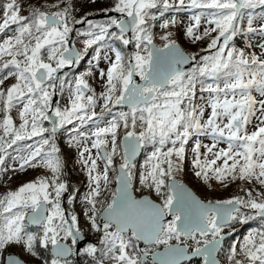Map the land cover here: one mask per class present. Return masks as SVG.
<instances>
[{"label":"snow or ice","instance_id":"obj_1","mask_svg":"<svg viewBox=\"0 0 264 264\" xmlns=\"http://www.w3.org/2000/svg\"><path fill=\"white\" fill-rule=\"evenodd\" d=\"M51 7L57 10L34 7L21 15L19 0L0 4V86L15 81L0 87V171H7L11 149L13 171L40 167L50 173L0 196V256L13 246L32 256L37 246H50V264H71L69 258L78 252L93 257L94 264H148L150 254L151 264H189L196 257L202 264H217L224 230L258 217L261 228L249 231L239 248L233 243L227 260L264 264V16L253 11L264 8V0H113L103 10L108 19L99 24L73 16L70 0ZM171 12L190 13L184 35L193 43L207 38L201 49L207 54H186L171 32L160 36L162 47L156 46L154 22ZM175 24L173 16L160 28ZM75 25L87 27L81 31ZM238 35L247 39L246 48L232 43ZM116 42L124 48L134 44L136 51L126 55ZM89 56L82 74L71 80L67 73L60 75ZM101 61L106 68L99 67ZM190 63L192 69L184 71ZM94 73L103 87L99 95L85 79ZM66 86L68 102L61 107L53 98ZM125 106L127 111H114ZM84 127L89 132L80 130ZM60 129L78 149L89 182L84 215L100 233L98 245L88 243L82 250L77 249L83 239L78 218L61 206L68 185L61 179L64 163L55 142ZM190 141L198 178L225 187L239 180L259 190L242 189L243 196L215 202L198 199L175 179ZM148 145L153 150L139 182L162 197L159 204L131 192L134 158ZM110 171L117 173V187L110 200H101L112 182ZM73 199L69 196L68 203ZM161 245L163 253L153 251ZM0 264L21 260L9 255Z\"/></svg>","mask_w":264,"mask_h":264},{"label":"rangeland","instance_id":"obj_2","mask_svg":"<svg viewBox=\"0 0 264 264\" xmlns=\"http://www.w3.org/2000/svg\"><path fill=\"white\" fill-rule=\"evenodd\" d=\"M31 1H32V3H35L37 6H38V1H42L41 9L43 11L50 12V11H56L57 10V9L51 7V5L57 3V0H31ZM107 1L110 2V0H95V3L91 2V0H70L71 5L73 6V8H72L73 16L79 17L80 15H82L85 12V10L87 8L98 7L100 4H102L103 2H107ZM66 2H68V0H66ZM259 8L260 7L253 10L254 15L256 17L264 16V10L259 9ZM153 11H156V10H153ZM196 11H199V10H196ZM165 15H167V17H165V19H171L173 16L176 17L175 26L170 25V27L167 29V32L172 33L171 38L173 40H175L176 43L179 44V46L188 55H192V54L205 55V54H207V53L201 51V49H204L207 46V42H208L207 38L205 40H201V41H197V42L193 43L191 40H189L184 35V30H185L186 26L189 24V18L188 17L190 15V13H188V12H179V13L171 12V13H165ZM89 16L90 15H88L87 18ZM80 18H82V17H80ZM80 18H78V19H80ZM93 22H95V21H93ZM160 23H159V25H160ZM85 26L87 27V25H85ZM159 27L153 33L154 34V43L158 47H162L163 41L160 39V36L165 32H162L163 29H161ZM81 29H83V28H81ZM83 30H85V29H83ZM83 30H81V31H83ZM202 30H203V22H202V26H201V31ZM7 34L11 35L12 33L9 32ZM213 35H215V33H213ZM239 37H242V39L244 40V43H242V44L244 45V48H246L248 41L243 36L238 35L236 38H234L232 43L235 44L238 48H243L236 41L237 38H239ZM2 38H3V34H0V39H2ZM253 42H255V41H253ZM119 45H120L119 42H116L115 46H117L118 48H121V45L120 46ZM132 45H134V44H132ZM76 47L82 49L83 45L80 43H76ZM122 47H124V46L122 45ZM134 48H135V46H134ZM247 50L258 51V49H247ZM123 51L125 52V50H123ZM135 51H136V49L134 50V52ZM193 51H198V52L193 53ZM91 52H92V50L90 49V53ZM89 59H91V56L86 58L85 68L83 69V72H85V70L88 69V67H89V64H88ZM99 67L100 68H106L107 65L103 61H101ZM78 72H79L78 74L83 73L82 70H80ZM85 79L88 81L90 86L95 90L96 94L99 95L100 92L103 90V87H102L100 79L98 78V74L94 73L93 76H87V77H85ZM14 82L15 81L13 79H9L8 81L5 82L4 86H0V87L10 86ZM207 83H211V81H209ZM200 95H201V93H199V91L197 90V96H200ZM202 95H204L206 97L207 93H204ZM67 102H68V96H66L65 98L63 97V98L58 99V104L61 107H64L67 104ZM196 102L198 104L203 103V101H200V100H197ZM120 110L127 111V109H118V108L114 109V111H120ZM96 111L99 113V111H100L99 107H97ZM11 113H12L11 114L12 117L14 118L15 122L18 125L19 124V118H18L17 111L15 109H13V111ZM206 116H207V113H206ZM206 116H205V118H206ZM44 126L51 128V125L48 122H45ZM68 127L70 128L71 126H68ZM60 130H62L63 133H61V135L59 137H57L59 133L55 135V137L57 138V140L55 139V142H56L57 147L60 149V156H61L62 161L64 163L63 169H65L67 172V174H66L67 179L69 178L70 174L75 176L77 179V181L74 184H71L69 181H66V180L61 178L68 185V191L63 194L62 199H65L64 197H66L65 202L67 204L69 196H74L72 203L78 205L77 207L73 206V208L75 207L74 208L75 212L82 215L84 225L91 229L90 223H89L87 217L84 215V212L86 211V208H87V205L84 202V197L86 196V194L89 191L88 177H87L86 171L83 169L82 165L78 162V149H77V147L69 144L68 132L64 129H60ZM80 130L83 132H86V133L89 132L88 127L81 128ZM248 130L249 131L253 130L251 125L249 126ZM121 131H123V130H121ZM73 135H74V133H73ZM200 139L202 140V143H205V144L210 143V140L206 137H201ZM29 143H30V141H29ZM191 143L192 142L190 141L189 145H186L187 159L185 160V162L182 166V170L175 173V179L178 180L179 182L185 183L187 186H189L190 189H192L200 198L201 197L205 198L206 196H209V195L213 196V194H215L216 200H218V199L222 200V199H225V197L230 196L232 191L234 190V184L236 183V181L235 182H228L227 186L225 187L224 184L216 181L215 179H209L207 182H205V180H203L202 178H198L195 175L194 169L192 167ZM219 147H225V145L221 144ZM152 150H153L152 146L148 145L145 149L141 150L140 157L136 161H134V168L136 169V173H135V175H133V182L135 183V181H136L138 189H134L133 185H132V189L134 190L136 197H140L142 195H147L151 199H153L154 201H157L160 203L159 200H161L162 197L158 196V194L155 192L154 189H149L147 187H144L139 182L140 174H141V172L144 171L143 165L145 164L146 158ZM202 151H203V149H202ZM143 152H144V156H143ZM9 154H10L9 157H6V162H5V166H4L7 168V171L6 172L0 171V196L5 195L8 191H13V190L17 189L20 185H22L24 183L34 181L39 177H47L50 175V173L46 169L40 168V167L27 168L23 172L13 171L12 169H13V166L15 165V161H13L10 157L12 155H15V152H13V150L10 149ZM118 160H119V157L117 156L115 158V166L116 167H117V165H119V162H120ZM100 167L102 169L103 165L101 164ZM46 172H48V173H46ZM109 174H110V178H111L112 182L108 187V191L104 192L101 195V197H100L101 200H110V198H111L110 193L112 192V189H113L112 188L113 180L115 183L116 172L110 171ZM245 185H247V184H245L242 181L240 182V187H244ZM72 187H73V189H72L73 192L71 190ZM252 187L253 188L258 187V189H259L258 185L253 184ZM114 190H115V188H114ZM62 199H61V203H62ZM98 207H100V205H98ZM91 231H92L93 239L95 241H97L99 239L98 236L100 235V233L95 232L92 229H91ZM248 232L249 231L242 232L241 235L237 238L236 244H237L238 248H239V244L243 241L244 236L247 235ZM8 254L17 255L25 264H45V262H43V261H39V260L37 261L36 258L33 259L32 255H29L27 253H22L21 249L19 247H16V246L7 248L5 253L2 256H0V260L4 259L5 256ZM220 262H225V264H227L228 260H227V258H224V259L222 258V259H220ZM48 264H50V262Z\"/></svg>","mask_w":264,"mask_h":264},{"label":"trees","instance_id":"obj_3","mask_svg":"<svg viewBox=\"0 0 264 264\" xmlns=\"http://www.w3.org/2000/svg\"><path fill=\"white\" fill-rule=\"evenodd\" d=\"M4 2H5V0H0V4H3ZM19 3L22 5V11L20 13L21 15H28L29 12L31 11V9L34 8V7H39V8L42 7V1H38V6L35 3H32L31 0H19ZM112 3H113V0H110V2H108V1L107 2H103L98 7L87 8L82 15H80L79 17L77 16L76 18L78 19L80 17L88 16V15L91 16L93 14L104 15L103 10L106 9V8H109ZM259 9H263L264 10V8H259ZM0 15L2 16V11H0ZM72 15H73V13H72ZM90 16L88 18H90ZM165 17H167V15H164V17H162V18H160V19H158L157 21L154 22V27L152 28V32L153 33L158 29V27L160 26L159 23L162 22V20L165 19ZM107 19L108 18H103V19H100L98 21H95L94 23H105ZM150 23H153V22L150 21ZM81 30H83V29H81ZM162 32H167V30L163 29ZM122 49L127 51V49L124 48V47H122ZM197 52L198 51H193V53H197ZM209 81H207V82H209ZM143 156H144V152H143ZM118 161H120V158H119ZM46 173H48V172H46ZM133 173L135 175V173H136V169L135 168H133ZM66 174H67L66 170L63 169L61 178L66 180V181H69L71 184H74L77 181L76 177L71 175L70 173H69L70 175L68 174L69 178L67 179ZM240 182L241 181H239V180L236 181V183L234 184V190L232 191L231 195L225 197V199H229V198H232L234 196H243L245 193H244V191H242V189L247 190L248 188H253L252 185H245L244 187H240ZM132 185H133L134 189H138L136 181H135V183L133 182ZM112 188H113L112 191H114V180H113ZM72 189H73V187L71 188V190ZM255 189L259 190L258 187H256ZM253 195H255V191L253 192ZM201 199H203L205 201H213V202L217 201L215 199V194H213V196H211V195L206 196L205 198L201 197ZM218 200H221V199H218ZM222 200H224V199H222ZM159 201L161 202V200H159ZM261 224H262V221L258 217L255 218V219H249L246 223L233 222V225L231 227V229H233V232H231L229 235L233 236V237H235L237 239L241 235V233L244 232V231H251L253 229L261 228ZM30 230L34 231V229H32V228H30ZM42 251H44V250L38 247V260H39V258H44L45 261H48V263H49L50 262V255L48 253V250L44 251V252H42ZM35 256H33V259H35V258L37 259V256L36 257ZM91 264H94V261Z\"/></svg>","mask_w":264,"mask_h":264},{"label":"flooded vegetation","instance_id":"obj_4","mask_svg":"<svg viewBox=\"0 0 264 264\" xmlns=\"http://www.w3.org/2000/svg\"><path fill=\"white\" fill-rule=\"evenodd\" d=\"M85 27L83 29H85ZM77 29L80 30L81 27H78ZM73 34H74V37H75V33H73ZM79 39H82V38H79ZM78 49H80V48H78ZM121 49H122V45H121ZM134 50H135L134 45H132V48L130 50L127 49V51H125V53L127 55H131L134 52ZM89 52H90V50H89ZM85 61H86V59L84 61H82L80 65H78L76 67H73V68H69L65 72H61L60 75H64L65 73H67V79L71 80L75 75H77L79 73L78 71L82 70V72H83V69L85 68ZM55 96H56V101H55L56 103H58V99L59 98H63V97L65 98L66 96H68L67 86L65 88V91L62 94L58 91ZM61 131L62 130H58V132L56 133V134L59 133L57 137H59L61 135V133H63V131L62 132ZM55 139L57 140L56 137H55ZM72 192H73V190H72ZM65 199H66V197H65ZM203 201H205V200H203ZM205 202H207V201H205ZM72 204L71 203H67L66 204L65 200L63 201V199H62V203H61L62 208H64L66 210V213L67 212H70V213H72V214H74V215L77 216V218H78V227L80 228V230L82 232V236H84L86 239H88V241L84 245L81 244L79 250H82L88 243H91V244H94V245H98L99 239L97 241H95L93 239V237H92V231H91L90 228H88V227H86L84 225V222H83V219H82V215H80V214H78V213L75 212L74 208L77 207L78 205L77 204L76 205L75 204L72 205ZM73 206H75V207L73 208ZM29 227L32 228V229H34V231H39L38 227H31V226H29ZM231 232H233V229L230 228V229H225L224 232L222 233L223 235L224 234H228V235H227V237L223 241L221 250L216 255L217 256V259L219 261V264H225V262H220V259L227 258V254H228V250L230 249V246L233 243H236L237 242V239L235 237L229 235V233H231ZM69 243H70V241H69ZM172 243H175V242L173 241ZM144 247L145 246L142 245L140 248L143 249ZM49 248H50V246H49ZM162 248H164L163 245H161V246L153 249V251L160 250ZM43 250L44 251H47L48 250V253H49V249H47V250L46 249H43ZM44 251H42V252H44ZM97 255H99V254H97ZM36 256H37V261H38V246H37V254H36ZM69 259L71 261V264H82V263L83 264H91L94 261L93 260V257L88 256L86 254H82V252H78L77 255H73ZM145 259L148 261V264H151V254L148 257H145ZM50 260H51V256H50ZM39 261L45 262V259L44 258H39ZM201 263H202V258H199V257L194 258V259L191 260V262H189V264H201ZM105 264H111V262L105 260ZM227 264H229V262Z\"/></svg>","mask_w":264,"mask_h":264},{"label":"water","instance_id":"obj_5","mask_svg":"<svg viewBox=\"0 0 264 264\" xmlns=\"http://www.w3.org/2000/svg\"><path fill=\"white\" fill-rule=\"evenodd\" d=\"M110 15H113V16H115V15H117V14H115V13H110ZM104 17H106V18H108L107 16H105V15H96V14H93V15H91L90 16V19L91 20H93V21H98V20H100V19H102V18H104ZM85 25H75V27L76 28H78V27H84ZM129 35H130V33H129ZM73 37H74V34H73ZM178 46H179V44H177ZM157 46V45H156ZM158 47V46H157ZM132 48V45H129L128 47H127V49H131ZM179 48L183 51V52H185L180 46H179ZM186 53V52H185ZM187 54V53H186ZM193 67V65L190 63V64H187V65H184L183 66V70L184 71H188V70H190L191 68ZM69 68H65V69H63L62 70V72H65V71H67ZM135 79H136V81L138 82V83H142V81H140L139 80V77H135ZM54 101H56V96H54ZM124 108H127L126 106L124 107ZM58 132V131H57ZM140 155H141V151L136 155V157L134 158V161L136 160V159H138L139 157H140ZM134 161H133V163H134ZM117 167H118V165H117ZM116 175H117V173H116ZM178 183H180V184H183L184 186H185V188L190 192V193H192L194 196H196L198 199H200L201 200V198L192 190V189H190V187L189 186H187L185 183H182V182H179L178 180H176ZM117 187V184H116V181H115V183H114V188H116ZM131 192H132V195L136 198V199H148V200H150V201H152V202H154V203H157V204H159V202H157V201H154L153 199H151L149 196H147V195H142V196H140V197H136L135 196V193H134V190L133 189H131ZM65 198V197H64ZM65 199H63V201H64ZM203 201V200H202ZM203 202H205V201H203ZM166 219H170V217H168V218H166ZM31 227H37V226H31ZM227 235L228 234H224V239L227 237ZM88 241V239H86L84 236H83V239H81V240H79L78 241V244H77V249L79 250V248H80V246H81V244L82 245H84L86 242ZM143 245V243L141 242V244L139 245V247H141ZM155 252H159V253H163L164 252V248H162V249H160V250H156ZM49 254H50V256H51V251H50V248H49ZM9 255H15V254H9ZM9 255H7V256H9ZM6 256V257H7ZM17 258H19L17 255H15ZM5 257V258H6ZM197 258V257H196ZM20 259V258H19ZM194 259V258H193ZM216 259H217V256H216ZM21 260V259H20ZM151 261H152V255H151ZM21 264H25L22 260H21ZM202 264V263H201ZM217 264H219V261H218V259H217Z\"/></svg>","mask_w":264,"mask_h":264},{"label":"bare ground","instance_id":"obj_6","mask_svg":"<svg viewBox=\"0 0 264 264\" xmlns=\"http://www.w3.org/2000/svg\"><path fill=\"white\" fill-rule=\"evenodd\" d=\"M237 43L239 44V45H241L243 48H244V45L242 44V43H244V40L242 39V37H239V38H237Z\"/></svg>","mask_w":264,"mask_h":264}]
</instances>
